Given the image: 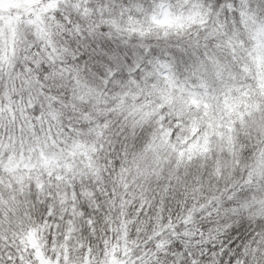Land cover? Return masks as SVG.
<instances>
[{
  "label": "snow or ice",
  "instance_id": "1",
  "mask_svg": "<svg viewBox=\"0 0 264 264\" xmlns=\"http://www.w3.org/2000/svg\"><path fill=\"white\" fill-rule=\"evenodd\" d=\"M0 264H264V0H0Z\"/></svg>",
  "mask_w": 264,
  "mask_h": 264
}]
</instances>
